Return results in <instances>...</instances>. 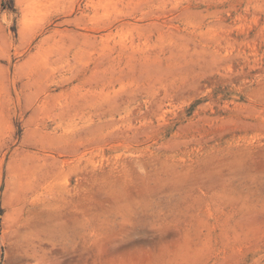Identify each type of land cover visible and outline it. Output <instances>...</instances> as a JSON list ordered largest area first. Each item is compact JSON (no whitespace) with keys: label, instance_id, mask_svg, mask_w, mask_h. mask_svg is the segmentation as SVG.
Here are the masks:
<instances>
[{"label":"rangeland","instance_id":"obj_1","mask_svg":"<svg viewBox=\"0 0 264 264\" xmlns=\"http://www.w3.org/2000/svg\"><path fill=\"white\" fill-rule=\"evenodd\" d=\"M0 264H264V0H0Z\"/></svg>","mask_w":264,"mask_h":264}]
</instances>
